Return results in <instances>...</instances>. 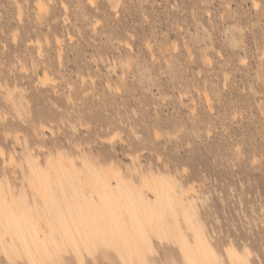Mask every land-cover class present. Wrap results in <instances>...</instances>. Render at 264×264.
<instances>
[{"label": "rangeland", "instance_id": "1", "mask_svg": "<svg viewBox=\"0 0 264 264\" xmlns=\"http://www.w3.org/2000/svg\"><path fill=\"white\" fill-rule=\"evenodd\" d=\"M1 194L0 264H264V0H0Z\"/></svg>", "mask_w": 264, "mask_h": 264}, {"label": "bare ground", "instance_id": "2", "mask_svg": "<svg viewBox=\"0 0 264 264\" xmlns=\"http://www.w3.org/2000/svg\"><path fill=\"white\" fill-rule=\"evenodd\" d=\"M62 169L64 170L63 167H62ZM49 174H50V172H49ZM64 174L67 175L69 177L68 179H70L71 181L73 179L76 180V181H79L81 183L79 185V189H83V190L86 189L87 183L81 181L82 179L78 176V173H76V174L73 173L74 175H70L69 173L66 172ZM94 175H95L94 178H95L96 182L99 185H101L102 188H105L106 187V183L101 179V177H99L97 174H94ZM117 183L119 185H121L120 189H121L122 192H121L120 198L119 199H115L113 196H109L108 201H107L109 208L107 209V211L99 208L96 211L92 212V214H90V216L82 219L79 222L81 224V228L80 229H82L81 232H80V235H83V236H86V237L90 236L91 233H95L97 235H102V229H104V227L120 225L121 222H120L119 218L123 217L125 215V213L123 214V213H120V211H117L120 208H122L124 212L128 213V215H125V216L128 217L129 223L131 225H135L137 232H140V229H141L140 219H139L138 214L136 213V211L134 209V206L130 205V203L133 200L132 201H128V200L125 199V197H124L125 193L123 191L124 186H123V183L121 182V179L118 178L117 179ZM164 185H166V184H164ZM145 186L149 190L153 189L150 184L146 183ZM38 189H40L43 193L44 192H49V188L47 186L43 185V184H40ZM168 189L166 188V186L163 187L164 191H167ZM91 192H93V191L91 190ZM2 193H3V191H2ZM3 202H6V199L1 194L0 195V203H1L2 207H3ZM17 213H19V210L17 211ZM17 215H19V214H17ZM145 217H146V219L150 218V217H152V214L150 212H148L145 215ZM103 218H104V220H103ZM12 221H13L14 227L17 229L19 235L21 236L22 244L24 245L27 253L30 256L31 255V251H32L31 250V246H32L31 243L34 242L37 245H40V244L43 245V241H42V238H41V236L39 234L38 227L36 226V227L32 228V227H30L27 224L25 225L19 219L18 216H12ZM138 239H139V242H136V244H138L137 248L141 249L140 248V245H141L140 242H143L141 233L138 234ZM44 243L46 244V241H44ZM47 250H49V249H47ZM201 260L202 261H201L200 264H214V260L208 255H205ZM192 264H199V263L192 262Z\"/></svg>", "mask_w": 264, "mask_h": 264}]
</instances>
